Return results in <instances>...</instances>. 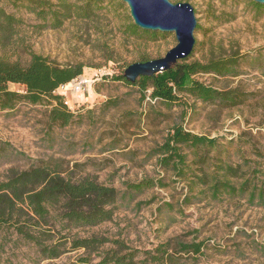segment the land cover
I'll return each instance as SVG.
<instances>
[{"label":"rangeland","instance_id":"1","mask_svg":"<svg viewBox=\"0 0 264 264\" xmlns=\"http://www.w3.org/2000/svg\"><path fill=\"white\" fill-rule=\"evenodd\" d=\"M10 1L3 0L5 9L20 17L21 23L7 40L0 35V56L25 63L31 50L61 66L82 63L83 77L97 76L84 87L71 81L59 89L74 114L65 126L49 127L48 104L19 102L13 108H0V180L10 168L52 161L61 165L62 173H90L119 190L124 182L145 176H166L169 181L170 174L147 153L178 123L193 133L217 137L221 157L231 163L244 157L264 164V11H256L252 0H170L191 2L196 14L199 28L194 30L188 60L232 52L246 57L237 76L196 75L214 87H239L249 93L243 103L231 107L193 97L173 105L148 97L141 100L136 86L112 78L140 55L163 56L176 44L173 32L153 39L126 38L119 30L125 16L122 9L90 20L72 17L59 28H40L32 13L14 8ZM8 89L24 92L17 83H9ZM183 184L171 182L135 194L110 221L79 229L78 234L120 238L141 250H153L170 240L169 251L176 260L165 264H264L263 206L249 205L245 198L213 200L204 195L184 204ZM149 199L147 205H135ZM164 202L172 203L173 209ZM193 240L203 243L198 256L175 245ZM82 254V249L67 250L56 259L37 260L26 245L7 246L0 250V264H71Z\"/></svg>","mask_w":264,"mask_h":264},{"label":"trees","instance_id":"2","mask_svg":"<svg viewBox=\"0 0 264 264\" xmlns=\"http://www.w3.org/2000/svg\"><path fill=\"white\" fill-rule=\"evenodd\" d=\"M256 11H264V4L250 1ZM14 8H24L40 21V28H59L72 17L90 20L101 13L125 11L119 30L126 37L153 39L164 32L144 30L134 24L129 9L122 0H11ZM21 23V18L6 11L0 0V35L7 40ZM199 26L196 24L195 29ZM25 63L0 56V108H13L19 102L50 105L48 125L65 126L72 122L73 112L63 102V96L54 91L82 75L83 64L58 65L47 57L28 51ZM246 57L232 52L206 60H178L169 69L151 76H139L134 82L124 78L123 72L112 76L128 85L136 86L141 100L146 97L167 105L182 103L186 97L203 102H216L231 107L243 103L249 93L239 87L220 89L196 78L201 73L218 76H237ZM140 55L135 61H146ZM9 83L24 87V92L9 90ZM108 106V105H107ZM217 137L186 130L175 124L162 142L152 147L147 155L170 174L153 178L145 176L137 181L124 182V189L98 181L95 175L62 173L57 162L43 161L25 169L10 168L0 180V250L10 246L26 245L39 260L60 257L67 250L82 249L83 254L71 264H165L175 262L169 251L171 242L158 244L153 250H141L128 245L123 239L92 233L81 236L78 230L110 221L116 210L135 194L154 187H165L171 182H184V204L199 195L213 200L223 197L245 198L249 205L264 207V164L242 161L231 163L221 157ZM193 160L189 161V154ZM211 151L215 154L209 155ZM192 164L199 165L197 169ZM253 164V165H251ZM263 164V165H262ZM259 166V167H256ZM261 166V167H260ZM151 200L138 201L147 205ZM172 210L174 205L164 202ZM179 251L198 256L201 241H176Z\"/></svg>","mask_w":264,"mask_h":264},{"label":"water","instance_id":"3","mask_svg":"<svg viewBox=\"0 0 264 264\" xmlns=\"http://www.w3.org/2000/svg\"><path fill=\"white\" fill-rule=\"evenodd\" d=\"M129 9L134 24L144 30L173 32L176 44L161 57L135 61L126 66L123 76L134 82L139 76H151L169 69L178 60L188 57L195 38L196 14L191 2L170 0H122ZM264 4V0H252Z\"/></svg>","mask_w":264,"mask_h":264},{"label":"built area","instance_id":"4","mask_svg":"<svg viewBox=\"0 0 264 264\" xmlns=\"http://www.w3.org/2000/svg\"><path fill=\"white\" fill-rule=\"evenodd\" d=\"M95 76H97V73H94V75L91 78H87V77H83V75L79 76L78 78L74 79L72 82L75 83L78 88L84 87L86 84H88L89 82H91V79L95 78ZM65 85H60L59 88H57L54 93L55 94H59L63 96V102L64 104L69 107L68 105V101L65 98V93L59 91V89L64 88ZM71 109V107H69Z\"/></svg>","mask_w":264,"mask_h":264}]
</instances>
